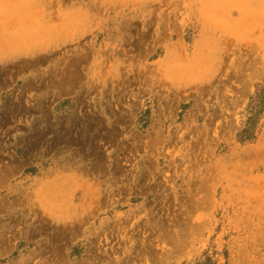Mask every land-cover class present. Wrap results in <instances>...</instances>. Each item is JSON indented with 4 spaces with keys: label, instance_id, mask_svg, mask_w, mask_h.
I'll use <instances>...</instances> for the list:
<instances>
[{
    "label": "rangeland",
    "instance_id": "rangeland-1",
    "mask_svg": "<svg viewBox=\"0 0 264 264\" xmlns=\"http://www.w3.org/2000/svg\"><path fill=\"white\" fill-rule=\"evenodd\" d=\"M0 264H264V0H0Z\"/></svg>",
    "mask_w": 264,
    "mask_h": 264
}]
</instances>
